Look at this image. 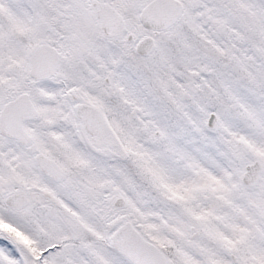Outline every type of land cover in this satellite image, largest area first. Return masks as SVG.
Returning <instances> with one entry per match:
<instances>
[{
  "label": "snow or ice",
  "instance_id": "6c2138e0",
  "mask_svg": "<svg viewBox=\"0 0 264 264\" xmlns=\"http://www.w3.org/2000/svg\"><path fill=\"white\" fill-rule=\"evenodd\" d=\"M0 264H264V0H0Z\"/></svg>",
  "mask_w": 264,
  "mask_h": 264
}]
</instances>
